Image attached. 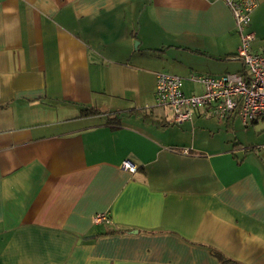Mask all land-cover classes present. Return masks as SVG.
Wrapping results in <instances>:
<instances>
[{"label":"crops","instance_id":"0c3cea01","mask_svg":"<svg viewBox=\"0 0 264 264\" xmlns=\"http://www.w3.org/2000/svg\"><path fill=\"white\" fill-rule=\"evenodd\" d=\"M248 29L264 54V0ZM240 43L224 0H0V264H264V156L154 105L159 71L244 72Z\"/></svg>","mask_w":264,"mask_h":264},{"label":"built area","instance_id":"2783aa9c","mask_svg":"<svg viewBox=\"0 0 264 264\" xmlns=\"http://www.w3.org/2000/svg\"><path fill=\"white\" fill-rule=\"evenodd\" d=\"M234 19L241 43L236 54L244 64V72H227L221 75L197 74L190 79L203 86L198 94L188 95L184 91L185 78L177 74L159 71L156 74V101L172 111L174 123L193 119L199 108H208L220 120L236 116L245 127L264 120V54L252 50L255 34L248 29L251 16L259 0H224ZM264 150V144L258 147ZM187 152V150H186ZM123 166L131 172L136 166L130 161ZM108 219L104 212L92 215L94 223Z\"/></svg>","mask_w":264,"mask_h":264},{"label":"rangeland","instance_id":"374dc122","mask_svg":"<svg viewBox=\"0 0 264 264\" xmlns=\"http://www.w3.org/2000/svg\"><path fill=\"white\" fill-rule=\"evenodd\" d=\"M253 48H257V43L253 44ZM237 65L238 69H241L243 63L237 61ZM230 72H237V70H230ZM154 105L159 106L157 101H155ZM212 120L216 124L214 129H219L220 131V137L224 142L225 150H233L241 144V150L236 151V155L239 156V158H244L246 155H248L249 160L251 158L258 160L263 158L264 150L258 147L264 144V120L252 123L248 127H245L240 119H235L230 126L228 123L224 122V120ZM246 148L249 149L245 151Z\"/></svg>","mask_w":264,"mask_h":264},{"label":"trees","instance_id":"16d2710c","mask_svg":"<svg viewBox=\"0 0 264 264\" xmlns=\"http://www.w3.org/2000/svg\"><path fill=\"white\" fill-rule=\"evenodd\" d=\"M99 113H105L102 112L99 109L96 108H87L84 110V114H99ZM107 115V120L106 123L109 124L112 128H118L121 122V117L119 115H117L116 113H108ZM143 116L147 117L148 114L145 113L143 114ZM210 251L211 253L216 256L220 262V264H240L239 262H237L236 260L228 257L227 255H225L223 252H221L220 250L210 247Z\"/></svg>","mask_w":264,"mask_h":264}]
</instances>
